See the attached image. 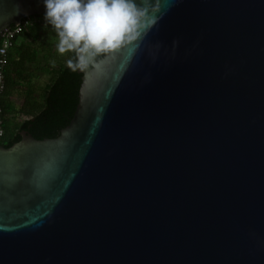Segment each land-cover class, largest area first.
Returning a JSON list of instances; mask_svg holds the SVG:
<instances>
[{
	"label": "water",
	"instance_id": "obj_1",
	"mask_svg": "<svg viewBox=\"0 0 264 264\" xmlns=\"http://www.w3.org/2000/svg\"><path fill=\"white\" fill-rule=\"evenodd\" d=\"M160 7L58 137L0 144V264H264V0ZM44 12L0 0V39Z\"/></svg>",
	"mask_w": 264,
	"mask_h": 264
},
{
	"label": "clouds",
	"instance_id": "obj_2",
	"mask_svg": "<svg viewBox=\"0 0 264 264\" xmlns=\"http://www.w3.org/2000/svg\"><path fill=\"white\" fill-rule=\"evenodd\" d=\"M44 20L58 37L59 54L72 53V71H84L98 57L138 48L155 27L160 0H42ZM54 63V62H53Z\"/></svg>",
	"mask_w": 264,
	"mask_h": 264
},
{
	"label": "trees",
	"instance_id": "obj_3",
	"mask_svg": "<svg viewBox=\"0 0 264 264\" xmlns=\"http://www.w3.org/2000/svg\"><path fill=\"white\" fill-rule=\"evenodd\" d=\"M38 17H44V15H38ZM47 36L57 37L55 30L49 24L26 27L19 36L16 46L9 53L5 90L1 100L5 135L0 137V144L5 147H10L20 141L22 131L32 134L39 140L56 138L71 123L75 115L79 103L82 74L79 70L72 71L66 64L56 70L46 90L43 103L39 105L32 101L33 103L26 104L24 112L30 118L18 127L16 133H11L7 119V115L13 111L8 100L9 88L15 83L16 77L24 76L27 65L36 61L37 50L30 43H38ZM70 58H73L72 53Z\"/></svg>",
	"mask_w": 264,
	"mask_h": 264
},
{
	"label": "rangeland",
	"instance_id": "obj_4",
	"mask_svg": "<svg viewBox=\"0 0 264 264\" xmlns=\"http://www.w3.org/2000/svg\"><path fill=\"white\" fill-rule=\"evenodd\" d=\"M57 42L58 37L47 36L38 43H30L37 50L36 61L27 65L24 76L16 77L15 83L8 91V100L13 111L7 115V119L12 134L16 133L18 127L30 118L24 112L26 104L28 102H36L39 105L43 103L46 90L56 70L66 65L70 59L71 53L61 55L57 52Z\"/></svg>",
	"mask_w": 264,
	"mask_h": 264
},
{
	"label": "built area",
	"instance_id": "obj_5",
	"mask_svg": "<svg viewBox=\"0 0 264 264\" xmlns=\"http://www.w3.org/2000/svg\"><path fill=\"white\" fill-rule=\"evenodd\" d=\"M35 25H48V23L44 20V17H31L27 20H23L19 25L10 27L9 30L6 31L4 37L0 39V137L5 135L1 100L5 90L9 53L16 46L19 41V36L22 34L23 30L26 27H32Z\"/></svg>",
	"mask_w": 264,
	"mask_h": 264
},
{
	"label": "flooded vegetation",
	"instance_id": "obj_6",
	"mask_svg": "<svg viewBox=\"0 0 264 264\" xmlns=\"http://www.w3.org/2000/svg\"><path fill=\"white\" fill-rule=\"evenodd\" d=\"M33 17V16H32Z\"/></svg>",
	"mask_w": 264,
	"mask_h": 264
}]
</instances>
